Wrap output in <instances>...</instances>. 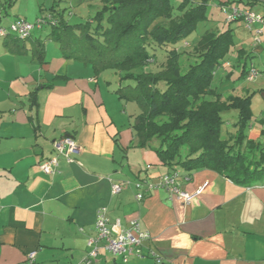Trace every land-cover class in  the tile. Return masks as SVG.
Instances as JSON below:
<instances>
[{"label": "crops", "instance_id": "0c3cea01", "mask_svg": "<svg viewBox=\"0 0 264 264\" xmlns=\"http://www.w3.org/2000/svg\"><path fill=\"white\" fill-rule=\"evenodd\" d=\"M7 1L12 7L16 0L10 6ZM214 1L253 12L255 6L264 8V0ZM80 7L98 11L101 1L82 0ZM38 31L45 37L31 35L21 54L11 53L1 40L0 264H29L31 253L34 264H84L101 208L122 226L138 220L150 235L141 249L144 258L125 264H264V185L244 187L211 170L185 173L163 166L153 151L158 143L140 147L132 128L139 111L115 93L118 78L110 71L95 76L90 67L62 58L46 39L49 27ZM37 40L45 43L43 64L32 52ZM263 42L253 48L250 40L246 49L235 46L231 52L250 59L262 52ZM232 68L227 57L215 72L216 93L251 98L248 139L262 141L264 118L254 119V105L264 109V76L247 81L239 77L250 68L242 65L236 77ZM105 76L113 77L114 85ZM224 119L225 132L234 133L237 114L228 112ZM62 137L74 139L79 154L73 163L59 158L57 173L44 175L39 164L55 156L53 142ZM171 172L189 177L181 182L184 192L203 185L205 190L188 204L161 189L135 199L136 181ZM108 178L126 184L120 194H111ZM93 264L123 263L102 251Z\"/></svg>", "mask_w": 264, "mask_h": 264}, {"label": "trees", "instance_id": "16d2710c", "mask_svg": "<svg viewBox=\"0 0 264 264\" xmlns=\"http://www.w3.org/2000/svg\"><path fill=\"white\" fill-rule=\"evenodd\" d=\"M100 1L94 15L76 24L52 5L47 14L56 23L46 26V39L57 44L62 58L90 67L95 76L110 71L118 78L115 93L139 106L138 124L132 128L140 147L156 141L154 153L171 169H207L240 186L264 185V130L262 141L247 135L251 98L222 97L213 84L234 47L232 30H206L191 52L177 49L208 21L207 0H180L176 6L170 0ZM30 38L8 34L0 39L11 53L21 54ZM44 45L37 40L32 48L40 64ZM248 72L243 68L239 79ZM228 112L237 114L234 133L225 132L223 115Z\"/></svg>", "mask_w": 264, "mask_h": 264}, {"label": "built area", "instance_id": "2783aa9c", "mask_svg": "<svg viewBox=\"0 0 264 264\" xmlns=\"http://www.w3.org/2000/svg\"><path fill=\"white\" fill-rule=\"evenodd\" d=\"M221 11L225 15L226 23L241 21L244 27L252 34V47L261 45L262 29L264 28V16L248 9H241L238 6L223 3ZM56 21L49 15H43L36 19L34 24L28 23L24 19H16L9 24L6 29H0V38L8 34H13L20 39H27L34 30H41L48 24H55ZM259 76L258 72L251 68L246 76L247 81H253ZM55 156L39 164V169L44 175H54L57 173L59 158H63L67 163H73V156L79 154V147L76 141L70 137H62L53 142ZM188 176H181L178 172H171L158 177L154 181H136L134 188L136 190L135 199L142 201L145 193H153L157 190H165L169 198L177 199L185 204L190 203L205 190V185L199 186L194 193H186L181 189V182L188 181ZM111 194H120L125 183H113L110 178ZM150 240V235L141 229L138 220L131 221L127 226H122L119 221H111L107 215L106 209L101 208L96 213L94 223V236L86 244V256L84 264H93L100 253L106 252L113 257L120 258L123 264L130 258H144L141 252L143 244ZM152 257H155L152 255ZM29 264H34L35 253L27 257ZM159 263V259H155Z\"/></svg>", "mask_w": 264, "mask_h": 264}, {"label": "rangeland", "instance_id": "374dc122", "mask_svg": "<svg viewBox=\"0 0 264 264\" xmlns=\"http://www.w3.org/2000/svg\"><path fill=\"white\" fill-rule=\"evenodd\" d=\"M172 6H176L180 0H170ZM82 0H16L12 7H8L5 0H0V28H7L11 22L16 20V16H19L20 19L26 20L28 23L34 24L36 22V16L41 15L40 7L44 8L43 15H46L47 9L51 5H55V9L58 10H65L64 14L66 18H69V22L71 24H76L80 22H84L88 16H92L96 13L97 9H82L81 6ZM233 5V4H232ZM221 6L218 1L208 0V4L206 7V15L208 17V21L202 24H199L195 31L188 36L185 40L181 41L177 45V49L182 52H191L196 42L199 40L200 36L206 30H213L217 33L223 32L228 30L229 28L234 30V47L235 46H242V48L246 49L247 43L252 41V34L244 27L243 23L236 21L233 23H226L225 22V15L221 11ZM240 8H243V5L239 4ZM255 13L261 14L264 16V8L255 6L253 7ZM74 15V16H73ZM86 17V18H85ZM264 34V28L262 29ZM34 37L41 36L42 38L45 37V32H39L35 30L32 32ZM261 41H264V35L261 36ZM28 44V43H27ZM51 47L54 49H58L56 43L52 42ZM233 47V48H234ZM0 49H1V39H0ZM59 50V49H58ZM57 50V51H58ZM232 66L234 68L231 69L234 72V76L239 73L240 68L242 65L245 64L246 68H254L255 71L258 72L259 76H264V42H263V50L260 54L255 53L252 55L250 59L241 58L238 59L235 52H231L228 56ZM183 60L181 59V62ZM186 65V62L183 63ZM110 72H108L109 74ZM107 77L111 83L114 85L113 77ZM257 77V78H258ZM235 82L238 79H234ZM130 105L139 111V106L136 102L130 101ZM262 112V113H261ZM260 114L262 117H260ZM225 118V115H223ZM254 119L264 118V109L263 107H258L254 105ZM134 124H137V120L133 121ZM225 138L224 134L222 135ZM152 143H157L156 141H152Z\"/></svg>", "mask_w": 264, "mask_h": 264}, {"label": "water", "instance_id": "95a60500", "mask_svg": "<svg viewBox=\"0 0 264 264\" xmlns=\"http://www.w3.org/2000/svg\"><path fill=\"white\" fill-rule=\"evenodd\" d=\"M137 123H138V121H137Z\"/></svg>", "mask_w": 264, "mask_h": 264}]
</instances>
